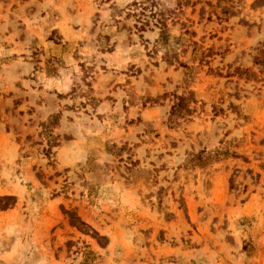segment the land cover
Listing matches in <instances>:
<instances>
[{"label": "rangeland", "instance_id": "1", "mask_svg": "<svg viewBox=\"0 0 264 264\" xmlns=\"http://www.w3.org/2000/svg\"><path fill=\"white\" fill-rule=\"evenodd\" d=\"M0 264H264V0H0Z\"/></svg>", "mask_w": 264, "mask_h": 264}, {"label": "trees", "instance_id": "2", "mask_svg": "<svg viewBox=\"0 0 264 264\" xmlns=\"http://www.w3.org/2000/svg\"><path fill=\"white\" fill-rule=\"evenodd\" d=\"M155 2V1H153ZM132 6H137V4H133ZM161 13V11H160ZM159 24L164 25L165 26V22L162 19H158L157 20ZM141 26L140 29L144 30L149 22L147 20H141L139 21ZM181 41V38L177 40V42L175 44H178ZM158 44H161V46H164L166 49V53H165V58H166V62L169 65H174L175 63L180 64L183 67L189 68L188 66L184 65L180 59H179V55L177 53V50L174 49V47H172L171 43H170V39L168 37V35L165 33L164 30H162V32L160 33V40L158 41ZM207 57V56H205ZM192 96V93L189 96L186 97H179L178 100V104L176 106H174V113H179L181 110L186 109V111H190L189 108V102H190V97ZM187 107V108H186ZM56 118V117H55ZM44 127H47V125L45 124Z\"/></svg>", "mask_w": 264, "mask_h": 264}]
</instances>
